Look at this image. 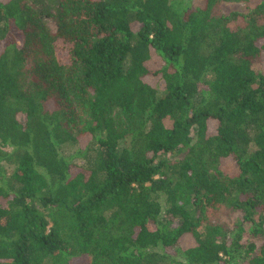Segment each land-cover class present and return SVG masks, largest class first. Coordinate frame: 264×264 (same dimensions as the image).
I'll use <instances>...</instances> for the list:
<instances>
[{
	"label": "trees",
	"instance_id": "obj_1",
	"mask_svg": "<svg viewBox=\"0 0 264 264\" xmlns=\"http://www.w3.org/2000/svg\"><path fill=\"white\" fill-rule=\"evenodd\" d=\"M222 1L0 0V264H264V0Z\"/></svg>",
	"mask_w": 264,
	"mask_h": 264
},
{
	"label": "rangeland",
	"instance_id": "obj_2",
	"mask_svg": "<svg viewBox=\"0 0 264 264\" xmlns=\"http://www.w3.org/2000/svg\"><path fill=\"white\" fill-rule=\"evenodd\" d=\"M43 1V0H40ZM221 9L222 13L225 15H229L232 12H241V13H247V9L243 3L236 2V1H227L223 0L221 2ZM52 27H54V24L52 23ZM77 150L76 146H71L68 145L65 149V153L67 154H72L74 151ZM77 162L81 163V159H76ZM9 171L11 172L12 170L9 168Z\"/></svg>",
	"mask_w": 264,
	"mask_h": 264
}]
</instances>
